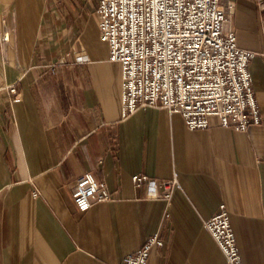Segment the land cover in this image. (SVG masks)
I'll return each instance as SVG.
<instances>
[{
	"label": "crops",
	"instance_id": "obj_1",
	"mask_svg": "<svg viewBox=\"0 0 264 264\" xmlns=\"http://www.w3.org/2000/svg\"><path fill=\"white\" fill-rule=\"evenodd\" d=\"M222 3L238 45L257 53L263 123L247 131L217 117L192 130L155 105L124 116L99 0H0V264H119L155 234L147 264H228L204 224L221 204L244 264H264V0ZM86 172L111 199L83 212L73 189ZM176 172L170 199L133 181Z\"/></svg>",
	"mask_w": 264,
	"mask_h": 264
},
{
	"label": "built area",
	"instance_id": "obj_2",
	"mask_svg": "<svg viewBox=\"0 0 264 264\" xmlns=\"http://www.w3.org/2000/svg\"><path fill=\"white\" fill-rule=\"evenodd\" d=\"M222 2L99 0L100 37L109 46L110 60L121 64L124 116L155 105L181 114L192 130L207 129L211 117L239 131L263 123L249 69L257 53L238 45ZM7 88L18 96L16 85ZM133 181L163 199L181 189L177 172L168 180L135 174ZM73 198L85 212L111 194L105 182L86 172L76 180ZM204 224L227 263L244 264L227 206L221 204ZM162 244L158 234L152 235L119 264H147L153 248Z\"/></svg>",
	"mask_w": 264,
	"mask_h": 264
},
{
	"label": "rangeland",
	"instance_id": "obj_3",
	"mask_svg": "<svg viewBox=\"0 0 264 264\" xmlns=\"http://www.w3.org/2000/svg\"><path fill=\"white\" fill-rule=\"evenodd\" d=\"M6 35H8V37H9V40H8V41H10V37H11V36H10V33L7 32V33H5V34L2 36V39H1V41L4 42V43L8 42V41H4V37H5Z\"/></svg>",
	"mask_w": 264,
	"mask_h": 264
}]
</instances>
